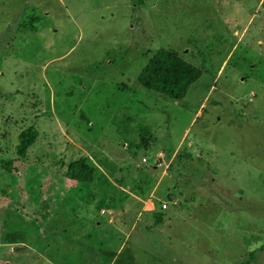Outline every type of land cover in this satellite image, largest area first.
Instances as JSON below:
<instances>
[{
	"label": "rangeland",
	"instance_id": "rangeland-1",
	"mask_svg": "<svg viewBox=\"0 0 264 264\" xmlns=\"http://www.w3.org/2000/svg\"><path fill=\"white\" fill-rule=\"evenodd\" d=\"M158 48L201 71L182 99L136 81ZM79 159L90 182L64 175ZM246 261L264 264V0H0V264Z\"/></svg>",
	"mask_w": 264,
	"mask_h": 264
},
{
	"label": "trees",
	"instance_id": "trees-1",
	"mask_svg": "<svg viewBox=\"0 0 264 264\" xmlns=\"http://www.w3.org/2000/svg\"><path fill=\"white\" fill-rule=\"evenodd\" d=\"M133 1V0H132ZM42 17L34 12L23 16L16 26L17 32L36 31L42 21ZM201 71L198 67L178 57L173 51L166 48L156 49L148 58L144 66L137 74L138 85L151 90L172 100L182 99L188 87L197 79ZM139 141L137 146L145 144L146 139L152 135L146 126H140ZM37 129L30 125L17 133V142L14 152L18 157H24L28 147L37 136ZM66 178L76 182H90L92 179L91 168L81 159L70 162L64 172ZM161 219L160 214H155V223ZM254 253H249L250 261ZM241 264H249V261Z\"/></svg>",
	"mask_w": 264,
	"mask_h": 264
},
{
	"label": "built area",
	"instance_id": "built-area-1",
	"mask_svg": "<svg viewBox=\"0 0 264 264\" xmlns=\"http://www.w3.org/2000/svg\"><path fill=\"white\" fill-rule=\"evenodd\" d=\"M162 207H165V204H162Z\"/></svg>",
	"mask_w": 264,
	"mask_h": 264
}]
</instances>
